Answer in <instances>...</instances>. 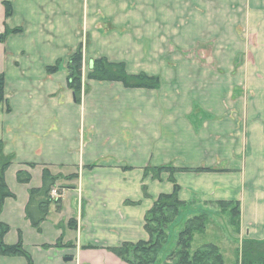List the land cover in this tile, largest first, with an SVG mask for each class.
Masks as SVG:
<instances>
[{"label":"crops","instance_id":"1","mask_svg":"<svg viewBox=\"0 0 264 264\" xmlns=\"http://www.w3.org/2000/svg\"><path fill=\"white\" fill-rule=\"evenodd\" d=\"M111 1L116 5L111 21H123L119 13L131 0ZM4 3L16 8L24 27V33L0 43L6 96L0 107V142L4 154L14 157L5 180L15 199L0 206V223L9 228L7 246L22 244L34 264H127L111 249L149 239L145 215L173 186L167 175L154 181L145 171L163 166L219 170L178 172L180 200L238 201V238L264 241V50L253 59L260 78L251 74L239 84L244 93L239 107L233 106L238 102L233 86L227 97L218 94L216 71L200 64H192L196 73L186 75L191 88L180 83L170 94H160L162 88L89 82L78 105L65 66L53 75L46 70L72 49L73 22L85 21L74 18L79 15L73 7L94 2L0 0V34L14 15L6 18ZM148 6L160 8V14L151 15L153 22H223L231 25L234 38L247 33L264 38V0H150ZM242 70L252 69L246 64ZM45 167L54 175L77 178L58 184L64 188L61 203L49 207L46 221L36 229L26 207L30 191L42 187ZM19 172L30 174L28 184L19 183ZM0 264L28 263L23 256L0 255Z\"/></svg>","mask_w":264,"mask_h":264},{"label":"rangeland","instance_id":"2","mask_svg":"<svg viewBox=\"0 0 264 264\" xmlns=\"http://www.w3.org/2000/svg\"><path fill=\"white\" fill-rule=\"evenodd\" d=\"M85 1L82 0V3L84 4ZM88 1H93V5L73 7L74 15H79V17H73L75 19L83 18L85 21L73 22V47L68 51V54L63 59L64 61H62L68 78L67 62L82 46V78L84 89L85 87L86 89L88 88V92L90 90L89 82L97 83V81L88 78L92 71V63L101 58H106L110 62L113 61L112 59H121L128 65L129 71L127 73L130 75L145 74L148 77H158L160 79V88L149 91H160L162 88L160 94H170L172 89H179L178 84L180 83L191 88L187 84L188 78H191V76L186 77V75L196 73L197 70L193 68L192 64L210 65L216 71L218 90L221 91L218 94L224 97L231 94L230 84L233 86L234 101L244 94L239 84L247 76L250 77L252 74V77L260 78L253 71L255 67L253 59L257 61L264 50V38H259V34L254 37V34L247 33L244 37L243 35L245 34H242V37L234 38L233 35L235 33L230 32L231 25L223 22H153L150 20L152 18L151 15L160 14V8L148 6L150 0H131L129 7L126 2L123 4L125 7H122L119 13L121 15L120 18L124 20L115 22L110 19L112 15L116 14V5L113 6L111 0H104V5H100V2H97L98 0ZM82 10L83 13H79ZM157 10L158 13H156ZM13 14L9 28L20 26L24 30V27L19 22L20 16L15 7H13ZM132 14L135 16H132ZM100 16L104 17V19L109 18V20L102 22ZM114 26H120L117 32L110 31V28ZM101 30H104V32ZM133 39H136V42ZM246 64H248V68L252 69L248 73L246 70H242ZM261 73L264 76V72ZM87 93L84 95L86 96ZM180 94L182 95V92ZM84 95H82V100ZM233 106L234 108L236 106L239 107V100L234 102ZM194 107H196L194 120L197 122L199 117L197 113L200 110L197 105ZM234 108L233 111L240 112V110H234ZM176 174L174 175L175 180ZM166 175L169 181L170 173L147 174L154 181H160L161 177ZM144 188L147 191V187L143 186V193ZM55 189L53 190L60 198L61 194L58 191V187ZM187 204L189 207L182 209L179 216L169 227L168 243L160 254L159 264H165L168 255L175 249L179 233L184 228L185 222L199 214H207L212 221L208 228L207 239L215 242L220 247L227 264H236L241 241L228 225V219L221 213V209L207 206L206 203H203L198 198H194ZM194 211H197V213Z\"/></svg>","mask_w":264,"mask_h":264},{"label":"trees","instance_id":"3","mask_svg":"<svg viewBox=\"0 0 264 264\" xmlns=\"http://www.w3.org/2000/svg\"><path fill=\"white\" fill-rule=\"evenodd\" d=\"M6 18L12 17L13 8L10 3H4ZM22 28L9 29L0 34V43H4L11 35L22 34ZM63 67L62 60L56 62L54 66L47 68L48 75L56 74ZM92 71L89 79L100 83H120L126 89L158 90L160 79L158 77H148L145 74L130 75L127 73L126 65L122 62H110L106 58H101L92 63ZM68 88L73 92L78 105L82 103V95L88 92L83 85V50L82 46L70 57L67 62ZM6 104L5 78L0 74V107ZM10 111V109H7ZM14 157L4 154L3 144L0 142V206L8 199H15V195L6 184L5 174L12 165ZM33 167V165H30ZM93 167H89L92 169ZM152 170V171H151ZM180 171L191 172H219L213 169L179 170L173 166L146 169L148 173H170L169 182L173 185L170 194H163L158 197L153 207L147 212L144 218V229L149 236L147 241L137 243H124L111 251L127 264H159V257L164 247L168 243L169 227L179 216L180 211L188 206L180 200V186L176 182L174 175ZM76 175L62 176L54 175L48 167L43 169L42 187L31 190L29 202L26 207V216L32 226L39 229L41 224L48 217L49 207L52 204L57 206L61 203V198L54 200L51 196L53 189L58 187L60 194L64 188L58 186L62 181L76 179ZM17 179L21 184H28L31 176L27 172H19ZM144 196L147 198L146 189ZM207 206L218 207L221 213L228 219V225L237 235L241 232V206L238 201L208 202ZM211 219L207 214H199L189 218L184 228L179 233L175 249L168 255L165 264H227L220 247L207 238L208 228ZM73 223V222H71ZM9 228L0 223V255L2 256H23L28 264H34L31 256L25 251L22 244L9 247L4 243V237ZM90 248V247H88ZM236 264H264V241L245 239L241 241L239 255Z\"/></svg>","mask_w":264,"mask_h":264},{"label":"built area","instance_id":"4","mask_svg":"<svg viewBox=\"0 0 264 264\" xmlns=\"http://www.w3.org/2000/svg\"><path fill=\"white\" fill-rule=\"evenodd\" d=\"M55 190H52V193L51 194H52V196H53L54 199H57L59 196H58V194L55 193Z\"/></svg>","mask_w":264,"mask_h":264}]
</instances>
